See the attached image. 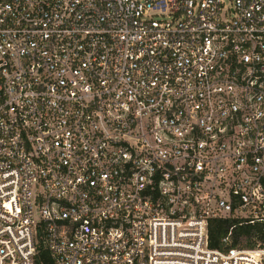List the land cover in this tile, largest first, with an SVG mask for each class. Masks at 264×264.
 <instances>
[{"label": "built area", "instance_id": "1", "mask_svg": "<svg viewBox=\"0 0 264 264\" xmlns=\"http://www.w3.org/2000/svg\"><path fill=\"white\" fill-rule=\"evenodd\" d=\"M244 225L264 0H0V264H264Z\"/></svg>", "mask_w": 264, "mask_h": 264}, {"label": "trees", "instance_id": "2", "mask_svg": "<svg viewBox=\"0 0 264 264\" xmlns=\"http://www.w3.org/2000/svg\"><path fill=\"white\" fill-rule=\"evenodd\" d=\"M233 223L234 219L214 220L212 222L210 226V246L212 248H222L224 246L222 239L228 234ZM232 236L234 244L247 242V245L251 246L253 245L251 242L253 237L259 236L264 238V228L259 225L237 226L233 228ZM36 264H54V260L48 249H41L39 256L36 259Z\"/></svg>", "mask_w": 264, "mask_h": 264}]
</instances>
